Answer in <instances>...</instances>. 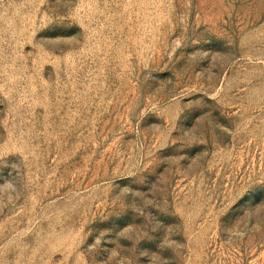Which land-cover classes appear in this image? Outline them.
I'll use <instances>...</instances> for the list:
<instances>
[{
	"label": "rangeland",
	"instance_id": "rangeland-1",
	"mask_svg": "<svg viewBox=\"0 0 264 264\" xmlns=\"http://www.w3.org/2000/svg\"><path fill=\"white\" fill-rule=\"evenodd\" d=\"M0 264H264V0H0Z\"/></svg>",
	"mask_w": 264,
	"mask_h": 264
}]
</instances>
